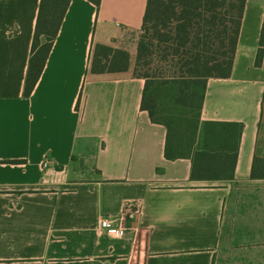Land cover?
<instances>
[{
  "label": "crops",
  "instance_id": "0c3cea01",
  "mask_svg": "<svg viewBox=\"0 0 264 264\" xmlns=\"http://www.w3.org/2000/svg\"><path fill=\"white\" fill-rule=\"evenodd\" d=\"M148 2L71 0L25 98L41 0H0V162H19L0 164V264H264V0H247L232 75L209 79L196 154L176 161L141 109L145 81L90 72L97 44L118 49L107 28L140 30ZM217 154L237 155L234 179L209 185L197 172Z\"/></svg>",
  "mask_w": 264,
  "mask_h": 264
},
{
  "label": "trees",
  "instance_id": "16d2710c",
  "mask_svg": "<svg viewBox=\"0 0 264 264\" xmlns=\"http://www.w3.org/2000/svg\"><path fill=\"white\" fill-rule=\"evenodd\" d=\"M100 9L102 0H88ZM71 0H41L24 97L33 93L60 32ZM247 0H149L135 64L129 53L97 44L94 75L132 73L145 81L141 109L167 129L165 157L196 154L205 90L209 79L230 78ZM255 65L264 67V21ZM199 157H203L199 155ZM220 163L234 179L237 155ZM213 159V158H212ZM208 159V160H212ZM1 161L0 164H18ZM222 172L221 175H224ZM254 179L264 178V160L255 159Z\"/></svg>",
  "mask_w": 264,
  "mask_h": 264
},
{
  "label": "rangeland",
  "instance_id": "374dc122",
  "mask_svg": "<svg viewBox=\"0 0 264 264\" xmlns=\"http://www.w3.org/2000/svg\"><path fill=\"white\" fill-rule=\"evenodd\" d=\"M255 9V11L253 10ZM258 7L251 8L250 11V22L252 20V13L257 12ZM255 19V18H254ZM141 34L140 32L136 31H130V30H114L112 28H107L106 33L104 35V40L107 41V43L112 44L113 46L120 48L121 51L129 53V55L132 57L133 64H135V57H136V48L137 44L140 40ZM204 158L205 153H201ZM232 156V155H231ZM229 156V157H231ZM212 160L203 161L201 163V168H199V172H197V175L200 176V173H202V176H204L207 181H210L211 183L209 185L215 184L218 185L221 180H224L226 176H228L229 171L222 169L220 163L225 162L224 158H221L217 155H212ZM199 159V158H198ZM197 159V160H198ZM230 159V158H227ZM201 160V157H200ZM222 172H225L224 175H221Z\"/></svg>",
  "mask_w": 264,
  "mask_h": 264
},
{
  "label": "built area",
  "instance_id": "2783aa9c",
  "mask_svg": "<svg viewBox=\"0 0 264 264\" xmlns=\"http://www.w3.org/2000/svg\"><path fill=\"white\" fill-rule=\"evenodd\" d=\"M49 164L48 161H45L44 166L47 167ZM141 206L137 203L129 204L127 206V212H129L126 215L121 216H115L114 218H103L101 220V228L103 229H116L119 228L120 224L122 225V222L125 220L124 217L128 216L129 218H136L137 215L141 214ZM125 235L133 236L135 235V232H127V230H123Z\"/></svg>",
  "mask_w": 264,
  "mask_h": 264
}]
</instances>
